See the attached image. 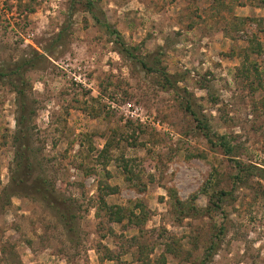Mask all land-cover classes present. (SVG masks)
I'll use <instances>...</instances> for the list:
<instances>
[{
    "label": "rangeland",
    "instance_id": "374dc122",
    "mask_svg": "<svg viewBox=\"0 0 264 264\" xmlns=\"http://www.w3.org/2000/svg\"><path fill=\"white\" fill-rule=\"evenodd\" d=\"M90 1L136 47L134 57L158 62L176 88H162L156 74L120 56L82 6L0 0V67L43 56L24 74L32 174L75 215L68 235L37 197L17 193L15 96L0 82V264H149L167 243L179 257L166 255L165 264H196L219 226L208 264H264V0ZM68 13L66 35L54 44ZM246 39L260 55H245ZM186 101L211 133L230 141V158L262 169V178L232 187L233 167L206 144ZM102 149L109 178L104 159L96 160ZM100 181L116 187L102 202ZM216 185L230 191L217 214L180 218L171 209L170 191L203 209ZM104 204H138L144 223H108Z\"/></svg>",
    "mask_w": 264,
    "mask_h": 264
},
{
    "label": "trees",
    "instance_id": "16d2710c",
    "mask_svg": "<svg viewBox=\"0 0 264 264\" xmlns=\"http://www.w3.org/2000/svg\"><path fill=\"white\" fill-rule=\"evenodd\" d=\"M75 5H80L82 8L89 13L92 21L102 28L106 34L111 38V42L115 45L116 51L120 56L129 58L131 60H136L139 62L141 68L147 74H156L160 79V84L162 88L169 90H175L176 80L173 79L171 75H168L163 71L161 67H158V62L151 63V66H147L143 59L138 61L134 57L133 52L136 50V47L127 46L121 35L111 27L102 17L99 10L96 9V6L90 0H69L68 8L73 10ZM30 12V10L28 11ZM70 13H68L69 15ZM62 23L60 29L55 34L53 38L54 44L60 43L62 38L66 35L65 32L68 30L67 21L70 19V15ZM52 42V43H53ZM245 55L246 49H249L252 53L260 55L261 48L256 43L252 45L250 39H246ZM48 51V50H47ZM45 50V52H47ZM247 56V55H246ZM43 58L42 55L34 53V57L30 59H25L20 62H15L11 65H5L0 67V82L5 83L10 87L11 91L14 93V105H15V117H14V133L12 135V144L15 147L14 155L16 159L17 167L20 171V177L16 182L17 193L23 196H33L37 197L45 207L53 214V216L60 223L64 231L70 235L74 231V209L69 200H65L62 197L54 193V189L47 183L45 178L40 174H32V161L29 155L30 149V118L33 114L30 101L27 96L28 84L24 78V74L27 70L33 67V60L35 58ZM188 100V99H187ZM183 110L188 113L193 120L195 121V127L202 133V136L209 146L210 149H218L224 157L227 158L228 163L233 167L235 174L231 177L232 187L236 184H240L247 177L250 176H260L259 173H262V169L253 167L252 165H242L238 161L231 159L232 146L230 141L225 136L216 135L211 133L207 124L196 118V115L191 111L190 102H184ZM105 149L99 151L96 160L98 157L104 159L101 163L102 170L105 173V177L109 178V174L104 171L105 164L108 161V156L104 155ZM121 171L124 175V178L128 181L131 176V171L126 167V161L121 166ZM256 171V172H255ZM264 173V172H263ZM29 181V184H25L26 181ZM212 189L211 194L207 197V204L205 208H197L190 201H181L179 200L173 191L169 192L170 196V207L172 210L177 213L180 218H192L196 219L204 216H211L217 214L220 210L223 198L228 195V191L217 188ZM210 188V187H209ZM97 200L102 202L104 197L114 195L116 193V187L109 186L105 181L97 182ZM231 190V188H230ZM203 192L206 193V189H203ZM137 210V213L135 211ZM101 211L103 212V217L106 218L108 223L120 224L123 221H126L128 225H131L134 228H137V225L144 223V216L139 215L142 211L140 205L135 204L132 210H126L123 207L115 205H102ZM223 233V227H217V232L210 236L207 245L204 247L202 253L200 254L199 259L196 261V264H208L211 258L214 256L217 250V239ZM136 241L134 236L128 238V247L132 246ZM177 243V242H175ZM166 255H171L173 257H179V254L173 250L172 243L163 244V251L154 259V262L149 264H165ZM105 259L112 261L108 257Z\"/></svg>",
    "mask_w": 264,
    "mask_h": 264
}]
</instances>
